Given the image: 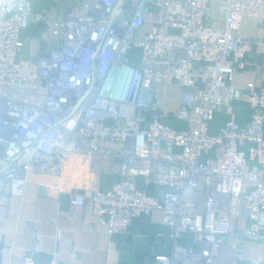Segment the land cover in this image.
I'll return each mask as SVG.
<instances>
[{"label":"built area","instance_id":"obj_1","mask_svg":"<svg viewBox=\"0 0 264 264\" xmlns=\"http://www.w3.org/2000/svg\"><path fill=\"white\" fill-rule=\"evenodd\" d=\"M58 4L62 17L52 19L33 0H0V184L21 193L28 174L56 175L66 158L83 156L117 180L105 191L69 193V208L89 205L112 236L158 211L169 248L154 264H212L227 236L264 241V87L229 83L252 51L241 21L264 23V0ZM30 24L43 27L41 49L20 59ZM158 86H176L172 117L183 128L161 122ZM218 115L225 120L212 133ZM40 238L35 231L23 264H34ZM75 260L74 251L65 262L52 253L48 264ZM232 261H244L237 242Z\"/></svg>","mask_w":264,"mask_h":264},{"label":"crops","instance_id":"obj_2","mask_svg":"<svg viewBox=\"0 0 264 264\" xmlns=\"http://www.w3.org/2000/svg\"><path fill=\"white\" fill-rule=\"evenodd\" d=\"M58 2L44 0L34 7V11L52 19L62 17ZM212 9L216 13V6ZM216 25V22L212 24ZM42 30L40 24H30L22 32L24 45L20 59L38 56ZM240 33L252 40V51L248 64L236 70L229 83L239 90H244L247 84L264 87V23L257 18L244 17ZM171 91L178 92L176 86L171 87L169 93ZM235 108L237 121L246 122L248 112L245 107L237 103ZM174 124L185 125L177 120ZM116 180L114 174L98 172L88 166L83 156L74 155L62 162L56 175L28 174L21 193H11L14 191L8 184H0V264H23L35 231L41 238L34 264H48L52 253L65 262L71 251L76 252L75 264H154V256L167 253L169 248L165 238L158 236L164 231L158 211L135 217L126 234L112 236L99 223L89 205L73 209L68 206L69 193L80 192L83 188L105 191ZM144 191L153 194L157 189L148 186ZM232 223L235 225L234 220ZM237 225L243 226L244 223L240 221ZM235 242L243 250L244 261L240 264H249V260L257 256L264 263L263 240H237L227 236L222 240L212 264H233L232 245Z\"/></svg>","mask_w":264,"mask_h":264},{"label":"rangeland","instance_id":"obj_3","mask_svg":"<svg viewBox=\"0 0 264 264\" xmlns=\"http://www.w3.org/2000/svg\"><path fill=\"white\" fill-rule=\"evenodd\" d=\"M43 1L44 0H33V7H36V5H39V3L43 2ZM213 7H215V4L213 5ZM133 53H134V55H133ZM137 54H138V51H133L132 52V55L135 57V59H137V57H138ZM158 87H159V90L157 92V95L160 96V97H162L164 99V102H165L164 104H167L168 105V103H170V101H169V93L167 91L165 92L164 89H163V87H160V86H158ZM234 111L236 113V108H234ZM170 120H166L165 123L168 124V125H170V126H172V127H176V128L181 127L182 128V126H176ZM224 120H225L224 117H222L220 115L216 116V118L214 119V121L211 124V132L212 133L216 132L217 129L223 124Z\"/></svg>","mask_w":264,"mask_h":264},{"label":"trees","instance_id":"obj_4","mask_svg":"<svg viewBox=\"0 0 264 264\" xmlns=\"http://www.w3.org/2000/svg\"><path fill=\"white\" fill-rule=\"evenodd\" d=\"M177 96H178V92H176V91H171L170 93H169V101H170V103H168V105H167V110H166V112L164 113V116L161 118V122L162 123H164V124H166L165 123V121L166 120H170V121H172L173 122V124H174V120H176L174 117H172V112L174 111V107H175V103H176V99H177ZM171 115V116H170ZM168 125V124H167ZM170 126V125H169ZM172 127V126H171ZM184 127V126H183ZM182 127V128H183ZM173 128H176V127H173ZM181 127H179L178 129H180ZM140 188H142V189H144L145 190V188L146 187H143V186H141L140 185ZM188 244V237L187 236H185L184 238H182V240H181V245H187Z\"/></svg>","mask_w":264,"mask_h":264}]
</instances>
